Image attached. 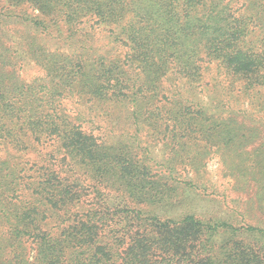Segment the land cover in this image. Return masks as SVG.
<instances>
[{
    "label": "trees",
    "instance_id": "1",
    "mask_svg": "<svg viewBox=\"0 0 264 264\" xmlns=\"http://www.w3.org/2000/svg\"><path fill=\"white\" fill-rule=\"evenodd\" d=\"M5 2L0 264H264L248 204L206 223L177 181L264 178V0Z\"/></svg>",
    "mask_w": 264,
    "mask_h": 264
},
{
    "label": "rangeland",
    "instance_id": "2",
    "mask_svg": "<svg viewBox=\"0 0 264 264\" xmlns=\"http://www.w3.org/2000/svg\"><path fill=\"white\" fill-rule=\"evenodd\" d=\"M0 1L1 9L3 7L9 8L5 0ZM25 9H28V7L25 6ZM36 14L40 15L37 11ZM95 27L97 33H101L102 42L107 44L108 41L105 39V36L108 37V32L105 27H101V25H96ZM64 31H66V28H64ZM56 36L59 37L58 35ZM54 43L56 42L54 41ZM110 48L111 47L108 46V49ZM121 54H124L123 50L115 49L114 55L118 56ZM20 74L22 78L29 83L44 77V73L41 69L33 63L25 66ZM69 108H75V105L69 104ZM105 119L103 118V120ZM255 147L256 145H250V151L251 149H255ZM159 148L160 147H157V149ZM156 154H158L157 150ZM156 159L157 162L160 163L162 158L156 157ZM225 159H227L226 156ZM204 163H206L205 170L199 177L191 171L184 172L183 169H181L177 175L178 182L194 180L198 187H200L195 188V190L185 186V195L183 196L186 197L185 203L187 204V207L195 210L197 212V217L206 223H231L239 227V222L234 219L233 212L241 210L243 204L244 206L248 204L253 215L250 225L256 226L259 223V227L264 229V178L259 185L255 181H251L248 190L242 192L239 187L237 189L234 187L238 185L237 181L228 176L229 169L225 165L223 158L216 154L215 151H212L204 159ZM258 178H260V175ZM252 179L255 180L254 178Z\"/></svg>",
    "mask_w": 264,
    "mask_h": 264
}]
</instances>
